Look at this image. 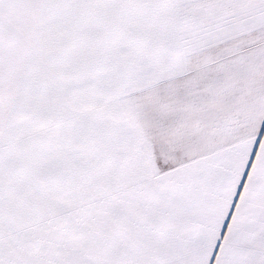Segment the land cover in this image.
<instances>
[{
  "label": "snow or ice",
  "instance_id": "obj_1",
  "mask_svg": "<svg viewBox=\"0 0 264 264\" xmlns=\"http://www.w3.org/2000/svg\"><path fill=\"white\" fill-rule=\"evenodd\" d=\"M0 264H264V0H0Z\"/></svg>",
  "mask_w": 264,
  "mask_h": 264
}]
</instances>
